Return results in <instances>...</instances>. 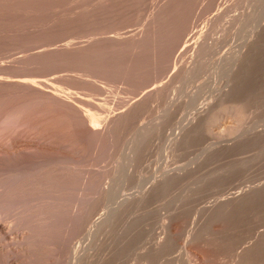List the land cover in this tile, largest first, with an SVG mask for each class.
<instances>
[{
    "label": "rangeland",
    "instance_id": "374dc122",
    "mask_svg": "<svg viewBox=\"0 0 264 264\" xmlns=\"http://www.w3.org/2000/svg\"><path fill=\"white\" fill-rule=\"evenodd\" d=\"M263 26L264 0H0V139L50 138L0 161L40 178L0 196V264H264Z\"/></svg>",
    "mask_w": 264,
    "mask_h": 264
},
{
    "label": "bare ground",
    "instance_id": "6f19581e",
    "mask_svg": "<svg viewBox=\"0 0 264 264\" xmlns=\"http://www.w3.org/2000/svg\"><path fill=\"white\" fill-rule=\"evenodd\" d=\"M262 23H263V22H262ZM263 30H264V26H263V27H260V30H259V31L257 32V34H256V41L259 42V43H261L262 40H264V39H263V36H262ZM188 38H189V37H188ZM116 41H117V40H116ZM188 41H189V40H188ZM188 41H187V42H188ZM117 43H118V42H117ZM183 46L185 47L186 45H183ZM188 46H190V45H188ZM71 48H72V47H71ZM182 49H183V47H182ZM184 50H185V49H184ZM181 52H182V51H181ZM43 53H44V52H43ZM174 66H175V65H174ZM19 82H20V81H19ZM19 85H21V86L23 85V86H27V87H30V86H31L32 88H33V87H36V88H38L39 90H42V91H43L44 88L46 89V88L49 87V86H48V83L45 82L44 80H43V81H42V80H40V81L23 80V81H21V82L19 83ZM160 85H162V84H160ZM150 87H151V89H149ZM150 87H148L149 90L147 89L146 91H144V92L141 94V96H140L138 99H136V101H134L133 103L131 102L132 104L129 105V106H130V107H129V111H130L131 109H133L136 105H138V104H140L141 102L145 101L147 98L152 97L153 95H156L160 90L163 89V88H162L163 86L160 87L159 85H154L153 87H152V86H150ZM32 88H31V89H32ZM36 88H34V89H36ZM50 88H51V87H50ZM38 89H37V90H38ZM57 92H58V91H57ZM41 93H42V92H41ZM54 93H55V92H54ZM160 93H161V92H160ZM56 95H57V94H56ZM161 95H162V94H161ZM60 98H61V97H60ZM62 98H64V97H62ZM152 98H153V97H152ZM155 98H156V96H155ZM57 99H58V98H57ZM60 101H61L62 103H64V102H65V103H70V104L72 103V102H68L67 99H65V98H64V99H60ZM75 102H76V103H79V101L77 102V100H75ZM80 103H81V101H80ZM70 104H69V105H70ZM126 109H127V108H126ZM129 111H128V113H129ZM120 115H122V113L119 114V115L117 114L116 116H115V114H113V115H110V114H109V115H107L105 118H103V120L101 119L102 121L97 120L96 118L90 116L89 118L86 117V118L84 119V122H85V124H86V122H87V123H88V122L91 123V125L89 124V126H90L89 129L92 131L93 134H94V133H95V134H98V133H102L103 130H98L99 128L96 127V124H97L96 121H97V122H100L101 124L103 123L104 126H103L102 128L105 127L104 130H105V129L107 130V128L109 127V125H111V123L114 122V120L117 119L118 116H120ZM116 117H117V118H116ZM98 118H100V117H98ZM97 125H98V124H97ZM19 128H20V127H19ZM100 129H101V127H100ZM18 130H19V129H18ZM18 133H21V132H18ZM105 133H106V132H105ZM25 134H26V133H25ZM18 135H19V134H18ZM18 135H17V136H16V135L13 136V137H15V138H13V137L11 138V137H9V136H8V137H9V138H8L7 135H6L5 138H3V137H4V136H3V137L0 139V161L2 162V161H6V160H7V161L12 160V163L17 164V166H22V167L25 166V167H26V164H28L26 158H28V156H29V157H32V156H33L32 154L37 153V155H35V154H34V155H35V156H39L38 160L41 158L40 155H39L40 153H38V152H34V150L36 151V150L38 149L37 151H39L40 148H46V147H45V144H47V143L49 144L50 141L47 142V143H45V142L48 141V139H50V138H47V140H46V138H45L46 141H44V139H42V140H41V139H40V140H37L38 138L32 140V137L30 136L31 138H29V139H31V140H28V139L26 140V139H23L24 136H22V135H21V137H23V138H21V137L17 138ZM31 135H32V134H31ZM19 136H20V135H19ZM6 137H7V138H6ZM36 137H37V136H36ZM25 138H27V137H25ZM51 139H52V138H51ZM56 139H57V138H56ZM59 140H60V139H59ZM51 143H52V141H51ZM53 143L55 144V142H53ZM57 143L59 144V141H58ZM58 144H57V145H58ZM60 144H62V146H64L63 143H60ZM60 144H59V145H60ZM49 145H50V144H49ZM49 145H48V147H49ZM62 146H60V149H62V148H61ZM48 147H47V148H48ZM52 147L55 148V147H58V146H56V145L53 146V145H52ZM52 147H51V149H53ZM49 149H50V148H49ZM58 149H59V148L56 149L57 154L60 153V151H59V153H58V151H57ZM63 149H65V148H63ZM42 150H43V149H42ZM42 150H41V154H42V152H44V151H42ZM44 150H45V152H46V149H44ZM47 150H48V149H47ZM54 150H55V149H54ZM50 151H51V150H50ZM63 151H64V150H63ZM39 152H40V151H39ZM45 152L43 153V155L45 154ZM53 152H55V151H53ZM48 153H49V150H48ZM48 153H47V156H48ZM50 153H51V152H50ZM53 154H54V153H53ZM30 155H31V156H30ZM55 155H56V154H55ZM60 155H61V154H60ZM42 157H43V156H42ZM44 157H45V155H44ZM44 157L42 158V160L44 159ZM51 157H52V156H51ZM66 157H67V156H66ZM66 157H65V158H66ZM63 158H64V157H63ZM33 159H34V156H33ZM55 159H56V158H55ZM29 160H31V159H29ZM36 160H37V158H36ZM38 160H37V162L39 163L40 160H39V161H38ZM42 160H41V161H42ZM44 160H45V159H44ZM44 160H43V161H44ZM13 161H14V162H13ZM32 161H33V160H32ZM46 161H47V160H46ZM46 161H45V163H46ZM50 161H52V160H50ZM10 162H11V161H10ZM30 162H31V161H30ZM34 162L37 163L36 161H34ZM35 163H31V164H32L31 166H33V164H35ZM41 163H42V162H41ZM47 164H48V163H47ZM35 165H38V164H35ZM40 165H41V164H40ZM40 165H39V166H40ZM1 166H2V165H1ZM27 166H28V165H27ZM39 166H38V168H37V167H34V166H33V167H34V168H37V171H39L38 169H41V167L39 168ZM47 166H48V165H47ZM2 167L4 168V166H2ZM28 167H29V166H28ZM28 167H27V168H28ZM33 167H32V169H33ZM45 167H46V166H45ZM27 168H26V169H27ZM22 169H23V168H22ZM28 169H29V168H28ZM44 169H45V168H44ZM44 169H43V170H44ZM46 169H47V168H46ZM0 170H2L1 167H0ZM24 170H25V169H24ZM24 170H23V171H24ZM30 170H31V169H30ZM35 170H36V169H34V172H35ZM43 170L41 169L40 171H41L42 173H47L46 175H47V177H48V172H44L45 170H44V171H43ZM49 170H50V168H49ZM2 171H4V169H3ZM27 171H29V170H26V172H27ZM37 171H36V172H37ZM50 171H52V170H50ZM19 172H20V171H19ZM26 172H24V173H26ZM32 172H33V171H32ZM41 172L39 173L40 175H42ZM5 173H6V171H5ZM5 173H4V175H5ZM12 173H13V172H12ZM24 173H23V174H24ZM29 173H31V172H29ZM49 173H50V172H49ZM1 174H3V172H2ZM15 174H17V173H15ZM19 174H20V173H19ZM19 174H18V175H19ZM35 174H38V173H35ZM35 174H30V175H33V176H34ZM39 174H38V175H39ZM59 174H60V173H59ZM59 174H58V175H59ZM4 175H3V176H4ZM9 175H10V171H9ZM21 175H22V174H21ZM21 175H19V177H17V175H12V176H10V177H11V178H10V177L8 176V172H7V175H6V176H7V178H10V179H7L6 177H5V179H7L8 182H7V180H5V179H4L5 183H4V182L2 183V182L0 181V182L2 183V185H1V183H0V186H1V187H0V188H1L0 196H1V197L4 196L3 193L6 194L7 191L9 192V189H10L11 187H14V188L16 187V186H13V185H15V182L17 181L18 178L21 177ZM24 175L28 176V178H29V175H27V174H24ZM24 175H22L23 178L25 177ZM38 175H37V176H38ZM40 175H39V176H40ZM52 176H53V175H52ZM1 177H2V176H1ZM41 177H43V175H42ZM44 177H45V176H44ZM44 177H43V178H44ZM55 177H56V176H55ZM2 178H3V177H2ZM28 178H26V181L28 180ZM31 178H32V176H31L29 179H31ZM34 178H35V180H36V179H38L39 177H38V178L34 177ZM34 178H32V179H34ZM45 178H46V177H45ZM56 178H57V177H56ZM20 179H21V178H20ZM32 179H31V182H32V183H31L29 180H28V181L30 182V185H33L34 187H36L38 183H37V184H34V183H36L40 178H39L36 182L34 181V183H33ZM41 179H42V178H41ZM0 180H1V179H0ZM9 180H10V181H9ZM15 180H16V181H15ZM42 180H44V179H42ZM42 180H40L39 183L42 182ZM47 180H48V179H47ZM52 180H53V179H52ZM2 181H3V180H2ZM12 181H14V182H12ZM23 181H24V180H23ZM26 181H24V182L26 183ZM54 181H56V180H54ZM44 182H46V179H45V181L42 182L43 185L45 184ZM17 183H20V184H21L22 182H21V181H20V182L17 181V182H16V185H17ZM42 183H41V184H42ZM47 183H49V182H46V184H47ZM22 184H24V183H22ZM41 184H39V185H41ZM50 184H51V183H50ZM18 185H19V184H18ZM24 185H25V184H24ZM26 185H27L26 188H28V187L30 186V185L28 186L27 183H26ZM20 186H22V185H20ZM20 186L17 187V189H16V188H15V189H16V190H18V189L20 190V189H21ZM33 186H32V187H33ZM44 186H45V185H44ZM39 187H40V186H39ZM41 187H42V191H43V189H46V188H44L43 186H41ZM45 187H46V186H45ZM14 188H13V189L11 188V189L14 190ZM23 188H24V187H23ZM23 188H22V189H23ZM47 188H48V187H47ZM50 188H51V187H50ZM22 189H21V190H22ZM24 189H25V188H24ZM29 189H30V188H28L27 190H29ZM31 189H33V188H31ZM31 189H30V190H31ZM36 189H38V188L36 187ZM21 190H20V192H21ZM34 190H35V189H34ZM34 190H31V192H32V191L34 192ZM50 190H51V189H50ZM50 190H49V191H50ZM37 191H39V190H37ZM40 191H41V190H40ZM40 191H39L38 194H37L36 191H35V193H36L35 195H38V196L40 197V194H42V193H40ZM42 191H41V192H42ZM31 192L29 191V194H31ZM13 193H14V192H13ZM43 193H44V192H43ZM8 194H9V193H8ZM11 194H12V191H11ZM14 194H17V195H18V192H17V193H14ZM22 194H23V193H22ZM29 194H28V195H29ZM33 194H34V193H32L31 195H33ZM12 195H13V194H12ZM12 195H11V196H12ZM31 195H29V197H31ZM44 195H46V194H44ZM47 195H48V194H47ZM49 195H50V193H49ZM11 196H10V197H6V196H5V197H6V199H7V198H11ZM19 196H20V195H19ZM19 196H18V197H19ZM24 196H25V195H24ZM24 196H22V197L24 198ZM38 196H36V198H37ZM42 196H43V195H41V198H43ZM12 197H13V196H12ZM16 197H17V196H16ZM18 197H17V198H18ZM33 197H34V196H33ZM44 197H45V196H44ZM14 198H15V197H13V199H14ZM20 198H21V197H20ZM23 198H22V199H23ZM36 198H35V199H34V198H31V199H34L35 201H37V199L41 200L40 198H37V199H36ZM50 198H51V196H50ZM50 198H49V199H50ZM1 199H2V198H1ZM6 199H5V200H6ZM15 199H16V198H15ZM22 199H21V201L23 202L22 204H24L26 201H24L25 199H24V200H22ZM34 200H33L32 202H34ZM43 200H44V199H42V201H43ZM45 200H46V199H45ZM7 201H8V199L5 201V203H6ZM19 201H20V200H19ZM19 201H18V203L20 204L21 202H19ZM10 202H11V200H10ZM15 202H16V201H15ZM37 202H38V201H37ZM1 203H2V202H1ZM1 203H0V207L2 206ZM11 203H13V201H12ZM16 203H17V202H16ZM18 203H17V204H18ZM42 203H43V202H42ZM42 203H40V204H42ZM6 204H7V203H6ZM25 204H26V203H25ZM29 204H30V203H29ZM29 204H28V205H29ZM32 204H33V206H32ZM32 204H30L31 206L29 205V208H30V207H31V208L35 207L34 205H35L36 203L34 202V203H32ZM58 204H59V203H58ZM14 205H15V204H14ZM6 206H8V205H6ZM10 206H11V205H10ZM19 206H20V205H19ZM36 206L39 208V206H41V205H37V204H36ZM44 206H45V205H44ZM8 207H9V206H8ZM31 208H30V209H31ZM40 208H44V207L42 206V207H40ZM51 208H52V206H51ZM30 209H29V210H30ZM33 209H34V208H33ZM73 209H75V208H73ZM77 209H78V208H77ZM77 209H75V210H77ZM21 210H22V208H21ZM24 210H25V209H24ZM29 210H28V211H29ZM35 210H37V209H35ZM35 210H33V211H35ZM37 211L39 212V209H38ZM41 211H43V210L40 209V212L37 213V214H38V217H35L36 214L33 215V216L35 217V220H32V221H33V222L36 221V223H37V225H38V223H39L38 221L44 219V222H45V221L47 222V223L45 222L46 224H48V223H49V224H53V222L55 221V219H54L55 217H53V218L51 217L52 219H51L50 217H49V218H45V217H47V216L45 215V216L42 218V217H41V216H42ZM50 211H51V210H50ZM55 211H56V210H55ZM20 212H21V211H20ZM44 212H45V211H44ZM57 212L59 213V211H57ZM62 212H63V211H62ZM26 213H27V212H26ZM26 213H25V214H26ZM33 213H34V212H32V214H33ZM35 213H36V212H35ZM58 213H57V214H58ZM67 213H68V212H67ZM77 213H78V212H77ZM77 213L75 212L73 216L75 217V215H76ZM19 214H20V213H19ZM39 214H41V216H40ZM45 214H47V213H45ZM51 214H52V213L50 212V215H51ZM55 214H56V213H55ZM48 215H49V214H48ZM58 215H59V214H58ZM77 215H78V214H77ZM28 216H29V215H28ZM53 216H54V213H53ZM22 218H23V217H22ZM28 218H29V217H28ZM31 218H32V217H31ZM31 218H30V219H31ZM36 218H38V219H36ZM103 218H104V217H103ZM53 219H54V220H53ZM27 221H28V220H27ZM51 221H53V222H51ZM69 221H70V220H69ZM41 222H42V221H41ZM41 222H40V223H41ZM50 222H51V223H50ZM40 223H39V224H40ZM45 223H44V224H45ZM8 224H10V223H8ZM31 224H33V223H31ZM94 224H95V223H94ZM96 224L101 228V227L103 226V224H104V221L101 220V219H99V220H97V223H96ZM34 225H35V223H34ZM97 225H96V227H97ZM42 226H43V224L41 223L40 226H38V228H39V227H42ZM44 226H45V225H44ZM44 226H43V227H44ZM34 227H35V226H34ZM44 228H46V226H45ZM55 228H56V226H55ZM7 229H9V225L5 226V225L0 224V232L3 234V237H4V236H5V237L7 236V233L5 232V230H7ZM98 229H99V228H98ZM101 229H102V228H101ZM43 230H45V229H43ZM38 231H39V230H37V232H38ZM46 231H47V229H46ZM48 231L50 232V229H48ZM27 232H28V231H27ZM34 232H35V231H34ZM34 232H33V234H31V232H30V234H29V233H28V234H27V233L24 234V233L22 232V234L18 237V238L20 239V241H19V243H18L17 245H20L19 247H20L21 249L24 247V248H23V250H24L25 247L28 246L27 243H28L29 241H30V242H33L34 240H37L38 238H40V237H42V236L45 237L44 235H46V236H50V235H49L50 233H48V232L46 233V232L43 231L42 233H38V234H35ZM39 232H40V231H39ZM51 232H53V231L51 230ZM59 232H60V231H59ZM53 233H54V232H53ZM55 234H56V233H55ZM51 236H52V235H51ZM51 236H50V237H51ZM3 237H2V238H3ZM5 237H4V238H5ZM53 237H55V236H53ZM45 239H46V238H45ZM41 240H42V239H41ZM48 240H49V239H48ZM55 240H56V239H55ZM37 241H39V240H37ZM45 241H47V239H46ZM50 241H51V239H50ZM30 242H29V243H30ZM38 243H39V242H38ZM40 243H41V241H40ZM45 244H46V243H45ZM48 244H49V242H48ZM50 244H51V243H50ZM43 245H44V244H43ZM97 245H98V244H97ZM48 246H49V245H48ZM53 246H54V245H53ZM95 246H96V245H95ZM41 247H43V246H41ZM46 248H47V247H46ZM0 251H1V250H0ZM14 252H15V251H14ZM43 253H44V252H43ZM15 255H16V254H15ZM14 263H15V262H14ZM71 263H72V262H71Z\"/></svg>",
    "mask_w": 264,
    "mask_h": 264
}]
</instances>
